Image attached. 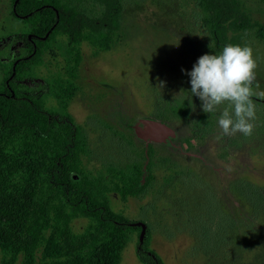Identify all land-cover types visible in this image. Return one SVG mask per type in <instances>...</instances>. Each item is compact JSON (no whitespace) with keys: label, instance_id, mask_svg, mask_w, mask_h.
Returning <instances> with one entry per match:
<instances>
[{"label":"rangeland","instance_id":"rangeland-1","mask_svg":"<svg viewBox=\"0 0 264 264\" xmlns=\"http://www.w3.org/2000/svg\"><path fill=\"white\" fill-rule=\"evenodd\" d=\"M241 1L264 23V0ZM71 2L101 12L95 0ZM123 3L109 50L88 41L79 45L76 79L69 74L73 44L58 36L30 62L24 88L42 98L48 111L68 113L81 127L89 178L107 176L112 168L132 175L151 160L147 190L126 200L111 192L109 203L143 230L149 227L150 248L164 264H264V96L252 98L257 110L250 136H223L219 111L202 112L199 99L191 98L190 77L181 71L220 50L195 0ZM29 32L13 15L12 0H0V89L12 62L27 55L22 36ZM244 46L256 59L254 84L262 92L264 41L251 32ZM71 84L75 92L64 106L60 97ZM84 225L76 221L75 231ZM144 234H131L120 264H143L137 250Z\"/></svg>","mask_w":264,"mask_h":264},{"label":"trees","instance_id":"trees-1","mask_svg":"<svg viewBox=\"0 0 264 264\" xmlns=\"http://www.w3.org/2000/svg\"><path fill=\"white\" fill-rule=\"evenodd\" d=\"M95 2L100 14L71 0H12L13 15L30 32L22 36L27 55L12 62L0 89L1 264H120L131 234L143 230L112 210L109 194L116 192L123 200L140 197L153 178L151 160L144 168L136 167L132 175L112 168L107 176L89 178L82 164L81 127L68 113L48 111L45 101L23 86L30 62L39 59L58 36H66L73 44L69 74L74 79L82 61L78 47L83 41L97 50L110 49L124 3ZM195 2L204 13L216 48L244 46L251 32L264 41V23L241 0ZM74 92L72 84L65 88L60 97L64 106ZM78 220H85V225L77 232ZM151 236L147 227L138 241L137 255L143 264H164L150 248Z\"/></svg>","mask_w":264,"mask_h":264},{"label":"clouds","instance_id":"clouds-1","mask_svg":"<svg viewBox=\"0 0 264 264\" xmlns=\"http://www.w3.org/2000/svg\"><path fill=\"white\" fill-rule=\"evenodd\" d=\"M256 67L250 47L226 44L219 51L201 55L191 70L181 69L190 77L191 98L199 99L202 112L219 111L217 125L225 137L252 134L257 110L252 98L264 96V91H256L258 82L254 84ZM225 103L228 107L221 110ZM189 104L195 110L192 100Z\"/></svg>","mask_w":264,"mask_h":264},{"label":"flooded vegetation","instance_id":"flooded-vegetation-1","mask_svg":"<svg viewBox=\"0 0 264 264\" xmlns=\"http://www.w3.org/2000/svg\"><path fill=\"white\" fill-rule=\"evenodd\" d=\"M18 60H20V59H18ZM16 61V60H15ZM24 81V80H23ZM36 94V93H35ZM134 224H136V222L134 223Z\"/></svg>","mask_w":264,"mask_h":264},{"label":"water","instance_id":"water-1","mask_svg":"<svg viewBox=\"0 0 264 264\" xmlns=\"http://www.w3.org/2000/svg\"><path fill=\"white\" fill-rule=\"evenodd\" d=\"M143 233H145V230H142Z\"/></svg>","mask_w":264,"mask_h":264}]
</instances>
